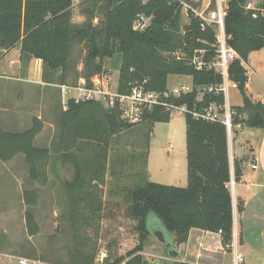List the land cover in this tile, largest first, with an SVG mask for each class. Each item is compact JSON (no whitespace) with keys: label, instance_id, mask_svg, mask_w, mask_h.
<instances>
[{"label":"trees","instance_id":"trees-1","mask_svg":"<svg viewBox=\"0 0 264 264\" xmlns=\"http://www.w3.org/2000/svg\"><path fill=\"white\" fill-rule=\"evenodd\" d=\"M247 4L248 0H229L224 20L229 44L243 62L250 53L264 48V0L257 9H249ZM74 10L84 18L82 22L74 20ZM137 14L153 18L144 32L132 30ZM188 20L187 25L181 26V6L175 0H147L144 4L143 0H88L75 8L72 0H0V58L2 53L19 47L20 62L32 58L42 62L44 83L66 86L73 75L74 84L84 79L89 87L92 78L104 71V62L120 55L119 94H128L132 86L142 83L148 90L164 92L169 76L192 77L196 86L219 84L221 79L215 72H198L187 61L172 57L176 51L189 54L202 48L213 56V31H202L199 20L190 14ZM76 48L84 53L80 72L73 58ZM229 78L242 96V106L232 108L234 127L264 129V104L248 97V77L240 61L230 66ZM196 97L193 92L172 102L201 110L211 103L222 105L224 101L221 95L206 94L199 102ZM169 120V112L156 108L146 112L139 124L129 125L120 120L116 108L104 109L94 101L66 102L54 151L62 164H69L73 170L72 179L62 185V192L67 200L75 247L65 263H49L95 264L98 250L83 238V232L94 227L92 220L101 218L104 206L100 194L108 170L114 174L111 167L116 165L115 173L120 174L126 162L135 158V155L122 158L115 151L111 155L114 138L130 132L138 134L137 138L143 137L146 151L145 170L131 172L134 183L126 190V215L136 223L138 243L125 255L108 253L102 264H153L141 255L150 236L147 227L150 214L173 235L175 245L186 244L192 229L215 234L221 231L222 248L231 252L233 217L227 188L230 164L226 128L220 123L184 115L187 186L169 187L148 181L146 172L154 124ZM42 130L43 123L36 117L29 128L21 131H6L0 126V161L10 162L22 155L29 179L44 185L50 150L34 145ZM240 163L234 162L235 181L241 174ZM23 203L28 208L24 214L27 235L34 237L40 230L32 212L37 205L34 190L23 191ZM30 258L47 262L43 257Z\"/></svg>","mask_w":264,"mask_h":264},{"label":"rangeland","instance_id":"rangeland-1","mask_svg":"<svg viewBox=\"0 0 264 264\" xmlns=\"http://www.w3.org/2000/svg\"><path fill=\"white\" fill-rule=\"evenodd\" d=\"M261 2L262 0H248L247 7L257 9ZM73 17L76 22L84 20L83 17L79 16L78 10H74ZM187 23L186 14L182 13L180 24L185 26ZM83 55L84 53L80 48L75 49L73 58L78 72L82 69ZM118 56L120 57V55H117L111 60H106L102 72L113 76L114 85H117L119 71L118 62L120 60ZM1 63L7 67L10 75H13V71L20 65L18 55L15 52L7 55ZM22 64L24 67L26 63ZM73 82L72 75V77H69L66 86L63 85L65 86L64 90H61L59 89L60 86H58L59 88L50 86L42 88L28 86L25 88L20 86V82L14 80H0V85L3 86V88L0 87V125L2 128L12 132L21 131L31 126L32 117H39L43 123V130L37 136L34 145L50 150V158L45 170L47 182L44 185L40 181L32 182L29 179L28 166L22 155L15 157L10 162L0 161V255L26 259L36 256L37 258L43 257L47 262L59 261L65 263L69 258V253L75 247L67 210V200L62 192V185L71 180L73 170L69 164H62L58 154L54 151V144L58 140L57 128L60 121L57 116L58 112H63H61V101H68L70 97L76 95V92L71 89L79 84V80L75 84ZM183 83L191 84V78L189 76H169L167 80L169 88ZM61 91H63V95H61ZM17 93L20 96H16ZM228 97L231 107L242 106V96L237 89L230 87ZM101 106L106 109L104 104H101ZM4 110L8 112L6 113ZM183 120L184 115L174 114L169 122L154 124L152 133L154 132L155 136L153 140L155 148L153 151L156 152L157 150L159 152L162 148L161 153L166 156L165 146L171 143L176 148V139L179 138V135L181 141H184L183 127L180 132L176 128L178 122L181 121L182 124ZM143 130H145V127L140 128L141 132ZM173 132H175V137ZM137 135L131 134V132L125 133V135L116 136L112 142V156H114L115 151L121 153L122 158L123 155L129 157L135 155V158L132 162L125 161V167L124 169L121 168L120 174L115 173L118 171L116 165L111 167V170L114 169V174H111L110 169L108 170L100 194L104 206L100 215L101 218L92 220L95 221L94 227L83 232V238L91 241V244L93 243L98 250L95 264H102L108 253L125 255L138 243L135 231L136 223L126 215L128 206L126 190L131 188L134 183L133 178L130 176L131 172H141L143 168L145 170V159L143 157L146 152L145 148H141L139 152L135 150ZM172 136L175 140H172ZM140 140H143V137H140ZM240 142L241 139H237L234 149L241 153L244 147L242 144L244 143ZM24 190H34L37 197V205L32 209V212L40 230L38 235L34 237H29L26 231L24 214L28 208L23 203ZM159 222L153 214L148 215L147 227L150 237L144 243L143 258L149 262L154 261V263L157 261L152 257L158 256V249L164 248L156 240L155 235L163 233L166 242H168L169 235L162 223ZM101 255L103 256L102 261L99 260ZM158 262L161 263V261ZM2 263L16 264V261L2 258L0 264ZM162 264H166V262Z\"/></svg>","mask_w":264,"mask_h":264},{"label":"crops","instance_id":"crops-1","mask_svg":"<svg viewBox=\"0 0 264 264\" xmlns=\"http://www.w3.org/2000/svg\"><path fill=\"white\" fill-rule=\"evenodd\" d=\"M12 52H15L20 59L19 47L2 53V57L0 58V80H14L20 82V86L25 88L28 86L35 88H42L44 86L59 88L58 86H60L59 89H61L63 85L47 84L42 81V62L38 59L32 58L24 62H20L19 60L20 65L13 71L14 73L12 72L13 75H10L7 67L1 62ZM119 60L118 70L121 63V56ZM22 63H26L24 66L25 69H23ZM244 64L248 77L246 93L253 102H261L264 104V48L250 53ZM0 87L3 88L2 85ZM60 93L63 95V91ZM16 96H20L19 93ZM66 102V100L61 101V112L66 110V107H64V103ZM60 114L58 112V119H60ZM36 118L39 119V117ZM182 127L185 133V120H183L182 124L179 121L178 126H176L179 132ZM173 136L175 137V132H173ZM173 136L172 140H175ZM154 138L153 132L149 140V151L146 159L148 181L169 187L185 188L187 186L185 139L182 142L179 135V138L176 139V148L171 143L165 146L164 151L167 155L164 156L161 153L162 148L159 152L157 150L156 152L153 151L155 148V145H153ZM237 139H241L240 143H244L242 144L244 146L242 148L243 153L234 149V144ZM136 140L135 150L139 152L144 147V143L140 140V137ZM227 147L231 178H234V162H241L239 179L235 181L233 189H229L233 217L232 243L236 245L237 254L243 258V264H264V129L235 127L233 132L227 135ZM251 165H256L257 168L252 170ZM173 240V235L169 233L167 241L172 244V247L178 254V258H169L167 250L160 248V250L158 249L159 255L152 257L157 262L154 263L153 261L151 263L233 264V254L232 252L227 253L224 251L221 245V236L218 234L192 229L186 244L175 245ZM141 255L144 256L143 252ZM158 261H161V263ZM38 262L39 264H51L49 262Z\"/></svg>","mask_w":264,"mask_h":264},{"label":"built area","instance_id":"built-area-1","mask_svg":"<svg viewBox=\"0 0 264 264\" xmlns=\"http://www.w3.org/2000/svg\"><path fill=\"white\" fill-rule=\"evenodd\" d=\"M88 0H72V7ZM181 6V15L186 14L188 19L189 14L199 20L200 29L206 31L211 29L214 33L213 41V56H208L205 49H193L189 54L183 51L172 53V57L177 61H187L196 71H213L217 74L221 82L215 85L196 86L192 81L191 84H181L173 88H169L164 92H155L148 90L145 83L132 86L128 94H119L117 85H114V78L110 74L101 73L95 75L89 87L83 79H79V84L71 90L76 92V95L69 100H74L75 103L94 101L105 105L106 109L113 110L116 108L120 113V119L129 125L139 124L143 120L146 112H150L156 108H160L169 112L170 117L174 114L185 115L190 114L195 119H201L208 122L222 124L230 135L235 128L233 125L234 111L229 105V89L236 88L229 78L230 66L235 61H240L241 66L245 69L244 62L240 59L237 52L230 46V36L226 34L224 20L227 14L229 0H175ZM147 0H143V4ZM152 16L145 14H137L132 23L134 32H144L152 22ZM189 21V20H188ZM188 24V23H187ZM186 24V25H187ZM181 32L183 30L181 28ZM201 44H205L201 42ZM246 70V69H245ZM247 74V72H246ZM65 86H61L64 90ZM195 92L197 94L196 101H201L206 94L221 95L224 98L223 104L218 105L211 103L209 106L197 110L195 107L189 109L187 104L176 105L172 102L173 99L180 98L187 94ZM66 107V103H64ZM256 165H251V169L255 170ZM235 179L230 177L227 183V188L233 189ZM221 236L222 232L218 231ZM231 252L233 254V264H243V258L236 252V245L231 242ZM14 259L16 264H39L38 261L11 257L9 255H0V260ZM103 256L99 259L102 261Z\"/></svg>","mask_w":264,"mask_h":264},{"label":"water","instance_id":"water-1","mask_svg":"<svg viewBox=\"0 0 264 264\" xmlns=\"http://www.w3.org/2000/svg\"><path fill=\"white\" fill-rule=\"evenodd\" d=\"M155 238L167 250L169 258L171 259L178 258L177 252L174 250L171 243L166 242L163 233L155 235Z\"/></svg>","mask_w":264,"mask_h":264}]
</instances>
